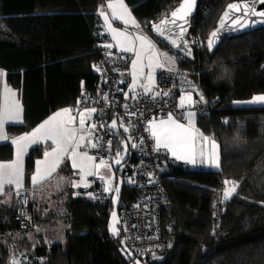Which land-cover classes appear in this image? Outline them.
I'll return each instance as SVG.
<instances>
[{"label": "trees", "instance_id": "trees-1", "mask_svg": "<svg viewBox=\"0 0 264 264\" xmlns=\"http://www.w3.org/2000/svg\"><path fill=\"white\" fill-rule=\"evenodd\" d=\"M105 1L0 0V69L23 106V120L6 126L11 137L31 131L59 109L75 108L82 97H99L103 83L96 66L102 43L109 42L99 14ZM125 1L150 35L172 50L152 35L150 23L180 0ZM230 1L200 0L190 37L200 35L203 43L195 46L194 61L172 50L178 68L204 90L211 112L198 116V124L221 150L218 171L170 164L164 172L171 205L163 213V231L174 245L152 258L138 257L127 249L121 231L110 230L111 196L104 191L90 196L93 185L84 190L66 186L56 195L65 204L63 214L44 216L42 204L33 199L27 208L0 203V264H10L12 253L3 238L25 239L35 224L60 221L66 225L65 242L35 233L22 264H264V105L239 104L264 94V28L225 39L212 54L206 38ZM107 125L112 141L108 159H113L122 143ZM10 141L0 143V161L14 157ZM43 151L39 144L27 155V183ZM129 160L122 171L119 209L137 198L129 179L136 151ZM229 185L235 191L225 199Z\"/></svg>", "mask_w": 264, "mask_h": 264}, {"label": "built area", "instance_id": "built-area-1", "mask_svg": "<svg viewBox=\"0 0 264 264\" xmlns=\"http://www.w3.org/2000/svg\"><path fill=\"white\" fill-rule=\"evenodd\" d=\"M191 40L194 48L203 43L200 35L191 37ZM108 44L107 41L102 43L101 60L96 66L103 83L99 97H82L75 108L96 109L90 116L96 125L99 142L98 150L92 152L97 162L110 156L108 142L111 140V130L107 124L112 117L132 128L137 141V160L129 179L135 184L137 198L133 204L120 208L119 225L127 249L140 258H152L154 254L171 248L175 242L173 237L165 236L163 231V213L171 205L164 172L170 164L186 165L174 159L168 151L162 148L157 150L148 122L154 118L168 117L169 113L178 121L185 122L187 109L193 110L198 116H207L211 108L200 84L180 68L163 70L153 92L140 94L135 99L125 97L120 80L130 68L131 56L105 47ZM155 92L161 95L153 99ZM165 92L169 95H163ZM201 95L203 100L200 99ZM189 96H192V102H189ZM227 119L226 116L223 118ZM92 185L95 191L91 192V196L105 190V181L101 178H95ZM23 201L25 207H22L27 208L29 198L26 194Z\"/></svg>", "mask_w": 264, "mask_h": 264}, {"label": "snow or ice", "instance_id": "snow-or-ice-1", "mask_svg": "<svg viewBox=\"0 0 264 264\" xmlns=\"http://www.w3.org/2000/svg\"><path fill=\"white\" fill-rule=\"evenodd\" d=\"M255 0H250V3H254ZM261 3H264V0H260ZM196 4V0H182V3L177 7L171 14V18H165L161 20L159 24H153V30L161 37L165 39H169L170 37L166 35L167 32H170L166 28L167 24H172L181 29L178 33L179 37H183L184 31L186 29L181 24H177V20L183 21L184 24H187V18L191 15L194 7ZM107 8L111 10L112 18L118 19L123 21L125 25L131 24L133 27L139 28V23L132 17L130 10L124 4V0H109L107 3ZM233 11L242 12L240 16H232ZM101 16L104 17L106 24L108 25V31L112 33V39L116 42L117 46L123 48L124 51H135V55L137 57L136 60L132 61L133 69L136 68L137 61L141 59V52L137 51L134 46V41L140 42L141 49H147L151 52L149 56V60L151 61L153 57L157 58V67L163 68L164 63L159 62V57L161 55L164 56L165 60L169 63H174V57H168L166 53H159L156 49L155 45L152 41L143 34H138L135 37H131L128 35L127 29L124 31H120L116 28L111 26L109 15L101 8L100 13ZM258 15L260 17H264V11L255 12L253 8L249 6V4H238V3H231L227 6L226 11L223 13L220 21L219 27L211 33V36L208 41V47L211 49L213 46V40L218 36L219 31L225 26L227 20H231L233 25L238 24L241 28L245 26H249L247 24V19L249 15ZM243 21V22H241ZM260 23H264V20L259 21ZM256 23V21H253ZM174 46L181 47L182 45H177L175 40L170 41ZM185 44L187 42H184ZM105 47L111 48L112 45L108 44ZM187 54L190 55V50L187 51ZM151 68V63L149 64ZM99 71V69H97ZM3 73L0 72V75ZM133 76V84L130 86L133 89L137 83V76L136 72L132 71ZM141 74L143 71L141 70ZM148 84L141 85L143 88V94H148L153 92V87L155 86L154 76L151 72H149L148 76ZM127 95V93H125ZM160 92H155L153 95V99L157 96H160ZM163 95H169V93L165 92ZM17 94L13 92L11 89H8L5 86V96L3 103H0V140H9V137L5 131V124L7 122L12 121H19L22 116V107L19 100L16 98ZM136 97L134 96L133 99ZM107 99V97H105ZM200 99L203 100V96H200ZM184 98H181V103L183 104ZM189 102H191V97H188ZM264 103V95H257L252 98L251 101L247 103ZM79 103V101L77 102ZM73 111L71 108H64L58 110L52 116H50L47 120L43 123L38 125L35 129H33L30 133H25L19 137H15L11 139V144L15 146V159L7 162H0V192L3 191L4 186L7 185H15L17 189L22 187L21 184V176H22V154L27 151V147L29 144H35L40 141L44 140H51L52 143L55 145V148L52 149V152H45V157L53 156L55 159L51 164H49L43 174H41V170L39 165L41 163H46L42 161H37V172L32 176L33 184L40 182L41 180L45 179L47 176H50L52 172L56 170L59 166L63 158L67 155L72 160V167L79 168L81 172H84L86 167V162L94 160V157L88 156L86 152L79 153L77 149L80 148L81 142L85 140L84 135H79L85 131V120L87 117L90 116L91 113L95 112L96 109H85L83 112H79V128L74 127L73 123L75 121V117H72L70 114ZM134 114V113H132ZM193 113L188 114L189 125L192 123V116ZM67 116V119H62V117ZM151 129V136L156 141V148L157 150L163 146L165 149L169 150L173 157L177 160H186L189 163L196 164L197 162V147H196V137L192 135V131L190 127L180 123L176 120L171 113L168 114L167 120H161L159 123L154 121L148 122ZM117 126L116 120L112 121V124L109 126L111 128H115ZM103 127V125H101ZM120 127L124 128V131H128V128L124 127L123 121L120 123ZM96 128L95 124H91L88 129V135L91 136V129ZM200 138L203 141H208L209 138L203 136L202 133L199 134ZM128 139H131L129 137ZM141 142H143L141 140ZM112 141L108 142L109 147L111 146ZM213 149L217 147L215 141L212 142ZM90 147L96 148L97 144L90 143ZM132 147H137L136 144H132ZM127 149V144H125V150ZM201 157V163H203V156L204 153L201 149L199 152ZM77 156L81 158V163H77ZM117 156H120V153L117 152ZM117 164L120 163V159L115 161ZM102 166H106V162L101 159L100 164L95 165V168L99 169ZM209 166L211 167H219L218 156L213 155V157L209 160ZM87 175H92L94 173L87 172ZM83 175L81 179L83 180ZM226 184L231 183L229 181H225ZM74 187H78L79 185L74 184ZM84 187H88L87 184ZM108 191L109 189H105ZM235 191V187L231 189V192ZM116 192H119V189H116ZM231 193L229 191H225V199H228ZM91 196L92 194L89 193ZM26 202V201H25ZM115 215V214H113ZM114 234L116 233L115 228L112 229ZM11 264H19V261L13 259Z\"/></svg>", "mask_w": 264, "mask_h": 264}, {"label": "rangeland", "instance_id": "rangeland-1", "mask_svg": "<svg viewBox=\"0 0 264 264\" xmlns=\"http://www.w3.org/2000/svg\"><path fill=\"white\" fill-rule=\"evenodd\" d=\"M108 2H109V0L106 1V5H107ZM124 4L128 7V9L131 8V7H129L128 3L125 0H124ZM106 7L107 6H105V8ZM107 10H108V12H106V11L105 12L109 15V20H110L111 26L113 28H116V29H118L120 31H124L125 29H127L128 35L131 36V37H135L138 34H143L144 35L146 32H148L146 30V28L142 24L141 25L139 24L140 27L136 28V27H133L132 25L123 24V26H122L121 24L123 23V21L118 20V19H117V21L114 22V19L111 17L110 9H107ZM130 12H131V9H130ZM131 15L135 16L133 14V12H131ZM107 32H109V31L107 30ZM111 36H112V33H111ZM110 42H111V40H110ZM156 42H158V41L156 40ZM137 43H138V48H139L137 51L141 52V59L139 61H137V65H136L135 69H133V67H132V70H134L136 72V76H137V83H136L135 88L133 89L131 87V89L134 90V91H139V90L143 89L141 87V85L148 84L147 76H148L149 72L152 73V75L154 76V80L156 82L157 78H158L159 71H160V69H162V68L156 66L157 62H158L156 57H153L151 61L149 60V56L151 55V52L148 51L147 49H141L139 41H134V45L133 46L135 47V45ZM112 46L118 48L117 44H116V42L114 40H112ZM130 46H132V45H130ZM119 49H122V48H120V46H119ZM156 49L161 54L166 53L168 57H174L167 48H165L163 46L161 47V45L159 43L157 44ZM136 59H137V57L134 54L133 60H136ZM159 62L164 63V67L163 68H165V69L178 68L176 60H175L174 63H169L167 60H165L163 55H161L159 57ZM150 63H151V68L149 67ZM141 70L143 71V74H141ZM132 84H133V77H132V80L130 82V86ZM8 86H9V89H11L13 92H15L17 94L16 98L19 100V102L21 104V107H22V112H23V106H22L20 98L18 97L19 95H18L17 89L12 87L11 85H8ZM4 96H5V89H4ZM190 97H191V100H192V96H190ZM70 108L72 109L73 107H70ZM81 111L83 112L84 110H81ZM194 114L197 115L196 112H194ZM70 115L72 117H74L75 114L71 112ZM67 118H68L67 116L62 117V119H67ZM16 123H18V122H16ZM87 123L88 124L89 123L90 124H94V121L93 120L90 121V122L85 121V126H84L85 127V131H83L81 133H78V136L79 135H84L85 136V140L83 142H81V146H80L79 149H77V151L79 153L86 152L88 154V156H91L89 154V149H90L89 144L92 141H91V138H90L91 136L88 135L89 127L86 125ZM73 126L79 128V122L77 123V119L76 118H75V121L73 123ZM5 130L7 131L6 128H5ZM47 147H48V144H47V146H45V149ZM53 148H55V145H54ZM52 149H50L49 152H52ZM29 152H24L22 154V162L24 161V163H26V156L29 154ZM53 158H54L53 156H50V157L46 158L45 155H44V160L46 161V163H44V165L51 164ZM65 158L68 159V160H66V163L64 164L65 166H58L57 169H60V168L67 169L68 167L71 168V169H74L71 173L68 174L69 176L67 174L60 173V174H57L56 176H52L51 178L46 179L48 177L47 176L45 178L46 180L43 179V180H45V182L48 183L47 186L43 187L42 184L39 186V187H41L40 189H41L42 193L46 197L45 200L40 201V202H42L41 203L42 205L45 204V206H40L41 207L40 210L42 211L44 216H49V215H51L52 212L56 213V214H63L64 211H65L64 210L65 204H64L63 200L58 199L56 197V195H58V193L63 190V188L65 187L66 184H68V185H70L72 187H74L73 186L74 184L79 185L78 187H74V188H76L78 190L79 189H88V188H90L91 184H92L93 174L92 175H87L85 173H87V172H92V173L95 172V165L100 164V162L98 163L95 160V158H94V160L86 162V167L84 169V172H81V170L79 168H73L72 167V160H71V158L69 156L66 155ZM103 160L106 162V166H102L99 169H97V168L96 169L97 170H101L102 173H104L103 174L105 176L104 180L106 181L105 183L107 185V189H109L108 191L111 194L112 201H113V207H112V210H111V217H110V223H109L110 230L113 233L112 229L115 228L116 233L119 234V232H120V227H119V224H120L119 198H120L121 188H122V185H123V177H122V175L119 172L115 173V170H113V169H111L110 170L111 173L108 174V170H107L108 167L107 166H111V161H110L111 159L104 158ZM115 161H116V159H115ZM77 163L78 164L81 163V158L79 156H77ZM69 164L71 166H67ZM25 167H26V165L23 166V175L21 177L22 181H23V184L25 186H23V184L21 182L22 187L25 188L26 184H27L28 189H30V187H32V189H34L36 186L33 184L32 179L29 180V183L26 182V179L24 177L25 176L24 175L25 174ZM36 172L34 171L35 174H36ZM34 173L32 174V176L34 175ZM41 174H43V172ZM82 175L84 177L83 180L81 179ZM43 180H41V181H43ZM85 184H87L88 187H84ZM233 187L234 186H230L229 185V188L227 190L231 194H232L231 189ZM12 188L13 189H17L15 185ZM20 188L17 189V190H19L21 192L24 188L23 189H20ZM117 188L119 189L118 193L116 192ZM231 194L229 196H231ZM24 196H25V194L20 195L17 198V200H15L13 202V204H17L19 207L20 206H24V201H23ZM27 196L29 198V202H31V200L33 199V196L30 195V194H28ZM19 198H20V200H19ZM64 199H65V197H64ZM0 203H4V202L0 200ZM4 204H7V203H4ZM7 205H11V204H7ZM47 205L49 206L48 207L49 209L46 208ZM20 208H22V207H20ZM46 209L48 211H45ZM25 214L30 216V213L27 214L26 211H25ZM113 214H115V215H113ZM65 227H66V225H65L64 221H60L58 223V225H56V226H50V225H47V224H35V226L32 229V231L26 233L25 239H24V235H20V237L13 236V238H11L10 240L7 239V237L3 238V241L7 242L8 244L10 243L9 248L11 249V252H12L11 253V257L9 259L10 264H11L13 259L19 261V264H22L23 258L26 257L25 253H28L27 252L28 249L30 247L33 248V244H35V242H36L35 233H37V232H42L45 235L46 239H49L50 241L65 242V240H66ZM0 240H1V238H0ZM136 264H142V263H141V261L137 260Z\"/></svg>", "mask_w": 264, "mask_h": 264}, {"label": "crops", "instance_id": "crops-1", "mask_svg": "<svg viewBox=\"0 0 264 264\" xmlns=\"http://www.w3.org/2000/svg\"><path fill=\"white\" fill-rule=\"evenodd\" d=\"M107 1V0H106ZM106 1H105V3L104 4H102L101 5V7H100V10H101V8H103V10L104 11H106V12H108V8L106 7L105 8V6H107L106 5ZM129 7H131L130 5H129ZM131 9V12H133L132 11V7L131 8H129V10ZM110 13H111V10H110ZM134 14V13H133ZM111 17H112V14H111ZM132 17H134L135 18V20L141 25V23H140V21L136 18V16H132ZM115 21H117V19L115 20L114 19V22ZM123 24L124 23H122L121 25L123 26ZM129 25H131V24H129ZM102 26H103V32L109 37V44H111L112 45V36H111V33L110 32H107V30H108V25L106 24V22H105V19H104V17L102 16ZM146 31V30H145ZM148 32H146L144 35L145 36H147L151 41H152V43L153 44H155V46L157 47V44H158V42H156V40H155V38L153 37V36H151L149 33L147 34ZM110 40H111V42H110ZM157 43V44H156ZM130 46V45H129ZM133 46V45H132ZM118 48H116V47H113L112 46V48L113 49H116L118 52H124V53H128V54H130V56H131V62H130V68H129V70H128V72H126L124 75H122V77H121V80H120V85H121V90H122V92H123V94H124V96L125 97H127V98H133L134 96L135 97H137L138 95H140V94H143V89H141V90H139V91H134V90H132L131 89V87H130V82H131V80H132V60H133V57H134V54H135V51H131V52H129V51H124L123 50V48L122 47H120V48H122V49H119V46H117ZM162 47V46H161ZM135 49L136 50H138L139 48H138V43L135 45ZM168 49V48H167ZM169 51H170V53L174 56V58H175V60H176V62H177V65H178V60H177V57H176V55H175V53L172 51V50H170V49H168ZM136 56V55H135ZM169 69H171V68H169ZM175 69V68H174ZM163 70H167V69H165V68H162V69H160V71H159V74H158V78H157V81L155 82V85L157 86L158 84H159V82H160V74H161V72L163 71ZM0 72H2L3 74L2 75H0V103H3V100H4V89H5V86H7V88L9 89V84L7 83V81H6V72L4 71V70H2V69H0ZM155 87V86H154ZM125 93H127V95H125ZM260 95H264V94H260ZM257 96V95H256ZM19 97V96H18ZM252 99H250V100H248V101H251ZM248 101H246V102H239V104H245V105H250V106H256V105H264V103H259V102H257V103H247ZM65 108H70V107H65ZM62 109H64V108H62ZM73 109V111H72V113H74L75 115H74V117L77 119V123L79 122V112H82L81 110H79V109H76V108H72ZM59 110H61V109H59ZM58 111V110H57ZM56 111V112H57ZM56 112H54V113H56ZM53 113V114H54ZM189 113H193L194 114V112H193V110H191V109H187L186 111H185V114H186V117H187V119H186V121L185 122H180V123H182V124H184V125H186V126H188V127H190V129H191V131H192V135L194 136V137H196V147H197V157H196V159H197V162H196V164H192V163H189V162H187L186 160H177L175 157H173L174 159H176L178 162H181V163H183V164H185L186 165V168H189V169H211V170H216V171H218V170H220V168H221V150H220V145H219V143L215 140V139H213L211 136H209V135H207V134H205L201 129H200V127H199V124H198V115H193L192 116V123H191V125H189V120H188V114ZM52 114V115H53ZM52 115H50V116H52ZM49 116V117H50ZM48 117V118H49ZM48 118H46L45 120H47ZM23 120V112H22V116H21V119L19 120V121H12V122H7L6 124H5V128H6V126H7V124L8 123H16V122H20V121H22ZM44 120V121H45ZM113 120H116V122H117V126L115 127V128H112L113 130H114V134H115V136H118V138L120 139V141H121V143H122V146H121V148H120V150L118 151L119 153H120V156L118 157L117 156V153H116V156L113 158V159H111L110 161H111V166H107L108 167V174L109 173H111V169H113V170H115V173L117 172H119L122 176H123V174H122V171H124L126 168H128V166H129V164H130V157H131V155L133 154V152L134 151H136V147L135 148H133L132 147V144H136L137 145V141H136V139H135V137H134V135H133V133H132V129H131V127L129 126V125H125L124 124V127H126V128H128V131H124V128H122V127H120V122L116 119V118H111L110 119V122H109V125H111L112 124V121ZM161 120H167V117H162V118H154L152 121H154V122H156V123H159V121H161ZM177 120V119H176ZM43 121V122H44ZM85 121H87V122H90V121H92V118H91V116H89V117H87L86 118V120ZM42 122V123H43ZM41 124V123H40ZM39 124V125H40ZM88 127L91 125L90 123L88 124H86ZM37 127V126H36ZM35 127V128H36ZM34 128V129H35ZM33 130V129H32ZM31 130V131H32ZM6 131V130H5ZM31 131H29V132H27V133H30ZM6 133H7V135H8V137H9V140H11L12 138H15V137H19V136H21V135H19V136H14V137H11L9 134H8V132L6 131ZM91 141L92 142H90V143H95V144H97V147L96 148H92V147H90V149H89V154L92 156V157H94L95 158V156L93 155V151H96V150H98V148H99V142H98V136H97V131H96V128H94V129H91ZM200 133H202L203 134V136H205V137H208L209 138V140L208 141H203L201 138H200ZM129 137H131V139H128ZM215 141V144L217 145V147L215 148V149H213V146H212V141ZM7 141V140H6ZM2 142H5L4 140H0V143H2ZM46 142V143H45ZM42 145L43 147H44V151H43V155L40 157V158H38L37 159V161H42V162H44L45 160H44V154H45V152L47 151V152H49L50 151V149H52L53 147H54V144H52V141L51 140H44V141H40V142H38V143H35V144H29L28 145V147H27V151L26 152H29L30 151V149L32 148V147H34V146H36V145ZM47 144H48V147L45 149V146H47ZM125 144H127V149L125 150ZM15 148V147H14ZM160 148H162V149H164V150H166V151H168L170 154H171V152L169 151V150H167V149H165L163 146H161ZM201 149H202V151H203V153H204V156H203V163H201V157H200V155H199V152L201 151ZM113 154V153H112ZM217 155L218 156V161H219V167L217 168V167H211V166H209V160L213 157V155ZM172 155V154H171ZM27 157V156H26ZM13 159H15V154H14V157L12 158V159H10V160H7V161H11V160H13ZM55 159V157L53 158V160ZM115 159L117 160V159H120V163L119 164H117V163H115L114 161H115ZM53 160H52V162H53ZM66 160H68V159H66L65 157L63 158V160L61 161V163L59 164V166H65L64 164L66 163ZM96 160V159H95ZM7 161H0V162H7ZM37 161H36V168H35V172L37 171ZM99 163V162H98ZM26 165V163H24V161L22 162V175H23V166H25ZM48 166V164L47 165H44V163H41L40 165H39V168H40V170H41V173L42 172H44L45 171V169H46V167ZM67 166H71L70 164L69 165H67ZM112 167V168H111ZM58 168V167H57ZM56 168V170L54 171V172H52V174L50 175V176H48L46 179H49V178H51L52 176H56L57 174H60V173H62V174H69V173H71L74 169H71V168H67V169H64V168H60V169H57ZM25 172H26V167H25ZM94 174H93V177H92V182H93V180L95 179V178H101V179H103L104 180V178H105V176L103 175L104 173H102V171L101 170H97L96 168H95V172H93ZM35 174V173H34ZM25 175V174H24ZM97 175V176H96ZM69 176V175H68ZM109 176V175H108ZM22 177V176H21ZM25 177V176H24ZM32 179V178H31ZM45 179V180H46ZM45 180H43V181H40V182H38V183H36V184H34L36 187L34 188V189H32V187H30V189H28V186L26 185V187L24 188V187H21L20 189H23L21 192L19 191V190H17V189H13L12 187L14 186V184L13 185H5L4 186V189H3V191L2 192H0V200L1 201H3L4 203H7V204H13V202L15 201V200H17V198L20 196V195H22V194H26V195H28V194H30V195H32L33 196V200L34 201H36V203L38 204V206H40L41 205V203L42 202H40V201H43V200H45V196H44V194L42 193V191H41V187H39L41 184L43 185V187H45V186H47V182H45ZM105 181V180H104ZM21 182H22V184H23V181H22V178H21ZM45 182V183H44ZM106 182V181H105ZM92 185V184H91ZM23 186H25L24 184H23ZM66 186H70V185H68V184H66L65 185V187ZM64 187V188H65ZM63 188V189H64ZM104 189H107V185H106V183H105V185H104ZM84 190V189H83ZM103 194H106V196H111V194L109 193V191H106V190H104V193ZM41 206H45V204H43V205H41ZM39 208H41V207H39ZM45 211H48L47 209L45 210Z\"/></svg>", "mask_w": 264, "mask_h": 264}, {"label": "water", "instance_id": "water-1", "mask_svg": "<svg viewBox=\"0 0 264 264\" xmlns=\"http://www.w3.org/2000/svg\"><path fill=\"white\" fill-rule=\"evenodd\" d=\"M199 2L200 0H196V4L195 7L191 13V15L187 18V24H184L183 21L177 20V24H181L183 25V27L186 29V31H184L183 33V37H179L178 33L181 31L180 28L172 25V24H167L166 28L168 30H170V32H167L166 35H168L170 38L169 39H165L164 37L159 36L152 28L153 24H159L161 20H164L165 18H171L170 14L177 8L179 7V5L182 3V0H180V2L173 8L170 10V12L166 15H164L162 18H160L159 20L153 22L150 25V31L151 33L160 41H162L164 44H166L169 48H171L174 52H177L178 54H180L182 57L190 59V60H195V48L192 44V40L190 37V33H191V28H192V21L193 18L195 17L197 10H198V6H199ZM231 3H238V4H249V6L251 8L254 9L255 12H260V11H264V3H261L260 0H255L254 3H250V0H232L230 2H228L224 9L222 10L215 27L209 32L207 38H206V45L208 47V41L209 38L211 36V33L216 30L219 27V21L223 15V13L226 11L227 6ZM242 15V12H237V11H233L232 16H240ZM264 20V17H260L258 15H249L248 19H247V24L249 26H245L243 28H241L238 24L233 25L231 23V20H227L225 26L219 31L218 36L213 40V46L212 48L209 49V51L213 54L215 53V51L220 47V45L223 43V41L225 39L228 38H234V37H239V36H243L244 34L259 30V29H263L264 28V23H260L259 21ZM253 21H256V23H253ZM243 22V21H241ZM171 40H175L177 45H182L181 47H176L174 46L170 41ZM184 42H187L186 44ZM190 50V55L187 54V51Z\"/></svg>", "mask_w": 264, "mask_h": 264}]
</instances>
